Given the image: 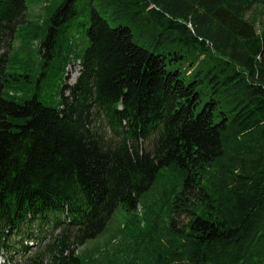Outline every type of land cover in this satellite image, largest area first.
<instances>
[{
	"label": "trees",
	"instance_id": "16d2710c",
	"mask_svg": "<svg viewBox=\"0 0 264 264\" xmlns=\"http://www.w3.org/2000/svg\"><path fill=\"white\" fill-rule=\"evenodd\" d=\"M28 1L0 0V250L35 239L29 264H84L116 210L138 215L161 183L169 222H139L132 264H264V0H100L119 21L92 8L83 56L77 0L47 8L44 33ZM40 37L37 61L13 49ZM34 61L38 81L60 76L58 106L12 91L26 75L10 66Z\"/></svg>",
	"mask_w": 264,
	"mask_h": 264
},
{
	"label": "rangeland",
	"instance_id": "374dc122",
	"mask_svg": "<svg viewBox=\"0 0 264 264\" xmlns=\"http://www.w3.org/2000/svg\"><path fill=\"white\" fill-rule=\"evenodd\" d=\"M65 0H29L28 1V16L26 19L30 20L32 26L30 27L34 31L44 33L45 27H47L48 15L47 8H56ZM78 17L76 23L77 28L69 33L70 37H74L77 32V38L72 47L76 50L80 56H83L84 51L88 47V40L85 36V27L81 25L89 18V13L92 8H95L100 14L109 20L112 26H116L119 20L117 14H114L108 6L103 7L100 0H77ZM42 41L40 37L37 41H24L19 40L13 42V49L19 48V45L23 44L24 47L33 49V58L37 61V50H39V44ZM137 43L143 45V43L137 38ZM21 60L28 59L27 55L21 56ZM32 69L28 71L20 69L22 63H17L10 66V75L20 74L26 75L21 77L24 83L15 82L13 85V92L17 94L20 99H31L35 95L42 102L48 106H58L60 97L58 93L60 76L49 77L48 79H42L38 81L40 73V63H30ZM80 64L74 63L68 68V75L65 79V84L73 85L76 83L79 72ZM31 76L29 78L28 76ZM11 79V78H10ZM172 178V175L166 172V180ZM165 181V179L163 180ZM161 181V182H163ZM160 184L152 189L148 195L143 199L142 206L139 207L138 215L131 214L120 206L114 215L112 216L107 229L104 233L98 236L96 239L91 240L85 247L80 250V254L84 260V264H132L138 261V255H140L145 245L142 242L143 235H139V222L147 221V230L149 229L150 218H158L159 230L163 233L162 228L167 222H169L170 204L166 199L162 197V191ZM144 214V216H140ZM153 214V215H151ZM189 221V215L187 213H179L176 215L177 227H184ZM143 229V228H141ZM144 230V229H143ZM158 237V235L156 236ZM142 264L144 261L139 260Z\"/></svg>",
	"mask_w": 264,
	"mask_h": 264
},
{
	"label": "bare ground",
	"instance_id": "6f19581e",
	"mask_svg": "<svg viewBox=\"0 0 264 264\" xmlns=\"http://www.w3.org/2000/svg\"><path fill=\"white\" fill-rule=\"evenodd\" d=\"M0 260H1V262H2V263H4V264L6 263V261H5V260H3L2 258H0Z\"/></svg>",
	"mask_w": 264,
	"mask_h": 264
}]
</instances>
